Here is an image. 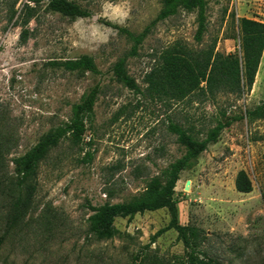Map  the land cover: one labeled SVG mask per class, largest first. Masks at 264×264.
<instances>
[{"label": "rangeland", "instance_id": "374dc122", "mask_svg": "<svg viewBox=\"0 0 264 264\" xmlns=\"http://www.w3.org/2000/svg\"><path fill=\"white\" fill-rule=\"evenodd\" d=\"M48 1L0 0V264H181L185 247L175 230H166L167 209L117 218V234L97 241L88 232L89 206L129 201L164 177L185 153L171 122L204 139L228 120L218 141L180 174L178 219L198 231L199 249L216 264H264V120L245 117L264 102V51L253 87L242 95L155 98L145 81L175 46L240 55L238 20L264 23V0H207L200 42L197 11L180 10L151 26L138 46L128 34L150 26L162 0H75L89 12L76 19L50 11ZM82 56L93 57L98 73L52 64ZM121 58L135 89L116 79ZM95 86L85 138L78 145L62 140L39 164L33 206L11 226L19 192L14 160L69 122L73 105ZM241 170L252 181L250 193L236 190Z\"/></svg>", "mask_w": 264, "mask_h": 264}, {"label": "trees", "instance_id": "16d2710c", "mask_svg": "<svg viewBox=\"0 0 264 264\" xmlns=\"http://www.w3.org/2000/svg\"><path fill=\"white\" fill-rule=\"evenodd\" d=\"M47 7L50 11L71 19L89 16V12L75 0H49ZM206 7L207 0H162V8L150 26L139 35L131 33L128 35L135 46H138L149 33L151 26L158 21L174 16L180 10L197 11L196 40L200 42L206 32ZM238 23L241 34L240 55L221 54L215 52L214 48L196 52L182 45L175 46L166 50L158 66L146 75L149 94L155 98L182 100L196 91L212 96L219 92L241 95L250 92L264 51V23L245 17L240 18ZM26 34V31L22 33V40L26 39ZM52 64L70 72L98 73L95 60L91 56L54 61ZM114 74L120 83L130 89L137 87L134 79L126 71V58H121L116 63ZM98 95L99 88L95 86L79 103L73 105L69 122H64L49 131L23 156L14 160L19 192L12 202L9 220L11 226L21 223L33 206L39 164L62 140L69 139L78 145L85 138ZM245 117L251 122L264 120V102L253 110H246ZM231 123V120L219 121L208 131L206 138L198 139L181 125L171 122L169 131L184 147V155L170 165L163 178H152L146 189L131 200L120 203L107 202L100 206L90 205L92 214L88 218V232L97 241L109 240L117 234L114 225L117 218L130 220L138 214L167 209L171 219L166 230H175L185 247V259L181 264H216L199 249L198 231L180 224L175 188L180 174L190 169L208 146L218 141L222 131ZM92 157L88 152L84 159L90 162ZM235 187L240 193L252 192V181L244 170L237 174ZM4 241L5 236H0V250Z\"/></svg>", "mask_w": 264, "mask_h": 264}, {"label": "water", "instance_id": "95a60500", "mask_svg": "<svg viewBox=\"0 0 264 264\" xmlns=\"http://www.w3.org/2000/svg\"><path fill=\"white\" fill-rule=\"evenodd\" d=\"M185 190L186 191L189 190V182H187L186 187H185Z\"/></svg>", "mask_w": 264, "mask_h": 264}]
</instances>
